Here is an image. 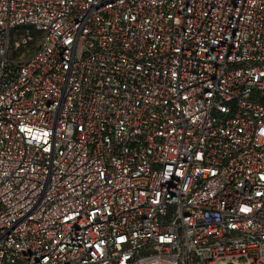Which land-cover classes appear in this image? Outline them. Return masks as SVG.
<instances>
[{"label":"built area","instance_id":"2783aa9c","mask_svg":"<svg viewBox=\"0 0 264 264\" xmlns=\"http://www.w3.org/2000/svg\"><path fill=\"white\" fill-rule=\"evenodd\" d=\"M0 264H264V0H0Z\"/></svg>","mask_w":264,"mask_h":264},{"label":"trees","instance_id":"16d2710c","mask_svg":"<svg viewBox=\"0 0 264 264\" xmlns=\"http://www.w3.org/2000/svg\"><path fill=\"white\" fill-rule=\"evenodd\" d=\"M19 29L25 30V27H20ZM32 31H33V34L34 35H37L38 34L37 31H35V30H32Z\"/></svg>","mask_w":264,"mask_h":264}]
</instances>
